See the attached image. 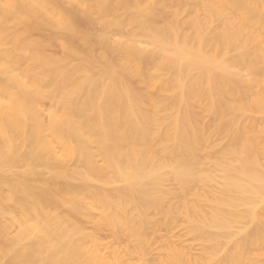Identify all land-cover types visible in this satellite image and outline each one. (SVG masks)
Returning <instances> with one entry per match:
<instances>
[{"label":"bare ground","instance_id":"1","mask_svg":"<svg viewBox=\"0 0 264 264\" xmlns=\"http://www.w3.org/2000/svg\"><path fill=\"white\" fill-rule=\"evenodd\" d=\"M71 1L0 0V264H128L84 234L81 217L100 208L94 224L115 237L135 238L140 245L128 253L138 251L146 240L127 224L126 207L145 218L157 204L150 192L167 173L183 196L195 197L182 209L191 224H201L197 235L206 237L211 228L230 232L238 209L253 214L264 200L254 124L228 117L264 109L258 69L264 65V4ZM231 51L239 57L227 59ZM243 63L245 76L234 71ZM201 107L210 123L218 122V132L241 144L233 149L234 163L218 164L223 181L217 194L194 188L214 179L200 167L210 127L195 112ZM18 155L44 164L77 159L79 187L36 191L25 177L9 179ZM115 183L122 184L121 193L87 187ZM247 239L253 238L244 236L234 247ZM213 248L202 246L200 259L170 245L168 263L209 264Z\"/></svg>","mask_w":264,"mask_h":264},{"label":"rangeland","instance_id":"2","mask_svg":"<svg viewBox=\"0 0 264 264\" xmlns=\"http://www.w3.org/2000/svg\"><path fill=\"white\" fill-rule=\"evenodd\" d=\"M64 4H70L71 0H61ZM189 2V0H187ZM264 4V0H259ZM186 16L190 13L187 10ZM170 13V12H168ZM98 25L94 26L96 29ZM216 26V25H215ZM216 33L218 30L214 28ZM50 34L49 32H47ZM116 30L111 29L109 35L113 36ZM61 34V33H60ZM239 52L231 51L227 55L228 58L239 57ZM258 69L262 76H264V65L259 64ZM241 76L247 75L244 63L234 68ZM242 85L239 84V87ZM139 91H143L141 85H137ZM257 93L256 88H253L249 95V100H253ZM164 98H169L164 95ZM48 103H43L42 108H47ZM203 119L204 123H210L212 118L204 107L195 109ZM228 117L235 118L236 124L253 123L255 127L254 137L258 144L259 161L264 163V109L257 111L252 108L245 114L236 111L229 114ZM206 121V122H205ZM218 122L210 123L208 133L206 135L205 143L201 147L200 167L213 175L212 181L208 182L205 179L199 182L194 187L200 193L211 190L212 193H218L221 187L223 172L218 167L219 163L231 162L234 163L235 152L233 149L239 150L241 144H233L229 140L227 133H220L217 131L216 126ZM21 155V154H20ZM79 167L77 159L72 158L66 160L64 163L58 159H48L46 164L40 161L27 160L18 155L14 164V177L7 175L9 179L25 177L36 191L41 190L43 187H48L56 190L57 192L64 191L67 186L79 187L80 180L75 172V168ZM64 173L67 177L62 178L60 174ZM205 182V183H204ZM221 184H220V183ZM206 186H204V185ZM121 183H115L112 186H96L95 184L87 185L88 188H100L107 194L121 193ZM193 187V186H192ZM219 187V188H220ZM158 190L151 191L150 199L156 202L154 208L148 209L145 218L141 219L136 215L132 206L126 207V222L133 230H136L146 240L145 245L139 248L138 251L129 255L128 250L135 249L140 244L135 238L127 239L125 236L115 237L112 230L107 226H96L94 224L97 219L98 211L91 214L85 213L82 215L79 227L86 235H92L98 241L106 245L103 249L107 256L111 258V253L116 250L123 256V259L128 264H169L168 260L174 255L168 249L170 245L176 248H186L187 251L195 258L205 259L202 255V246H216L212 250H208L213 257L214 264L217 260H222V264H264V200L257 202L253 214H246L244 209L237 210L239 217L236 220H231V231L227 232L224 229L211 228L205 231V236L197 235L194 230H202L199 223L191 224L189 217L184 213L182 204L193 202L195 197L189 194L183 196L179 186L173 180L170 173L164 175L161 186ZM214 191V192H213ZM217 191V192H215ZM210 192V191H208ZM233 197L237 198L238 194L233 193ZM202 209L208 210V206L201 198ZM248 236L253 238L249 241L247 239L241 246L235 248V243ZM134 251V250H132ZM207 257V256H205Z\"/></svg>","mask_w":264,"mask_h":264}]
</instances>
